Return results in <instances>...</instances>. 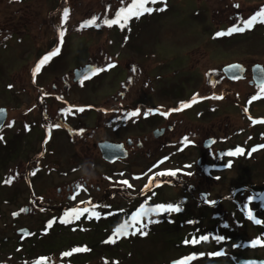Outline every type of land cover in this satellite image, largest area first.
Returning a JSON list of instances; mask_svg holds the SVG:
<instances>
[{"label":"rangeland","instance_id":"374dc122","mask_svg":"<svg viewBox=\"0 0 264 264\" xmlns=\"http://www.w3.org/2000/svg\"><path fill=\"white\" fill-rule=\"evenodd\" d=\"M131 3L132 0H0V108L19 106V94L27 98L36 96L30 83L33 67L56 49L59 42L64 45V52L43 65L45 79L40 81H48V86L52 87L59 68L61 73L69 71L71 75L72 70L91 62L94 69H104L89 76V91H83L94 109L106 105L104 103H108L107 106L114 104L121 90L120 81H126L127 85L132 81L129 67L140 63L149 65L151 58L169 62V70L181 68L184 60L186 69L190 68L195 63L190 55L196 53L215 66L232 60L264 65V24L257 23L242 33L216 36L234 25L242 26L245 20L264 8V0H166L165 11L145 13L139 19L133 17L123 29L119 24L109 26L104 22L115 19L116 13ZM148 6L164 7L161 3ZM65 9L69 12L67 21L63 17ZM58 16L64 25L62 43L58 41L59 28L53 23ZM93 17L98 18L95 24L82 27ZM201 67L196 69L199 74ZM112 70L115 73L104 75ZM20 79L27 81L22 87L18 84ZM193 91L188 90L187 96ZM246 97L247 93L243 94V99ZM233 108L229 101L219 112L232 113L235 112ZM193 110L187 115L195 116L199 112L196 108ZM249 111L258 118L256 121H264V101L250 106ZM19 113L12 116L21 118L22 109ZM92 117L96 132L93 151L89 155L94 181H99L101 173L98 169L103 166V161L96 142L104 137L103 128H98L104 119L99 110H94ZM216 121L203 124L212 126ZM17 132L19 130L14 131ZM246 132L259 138L257 144H264V123H253ZM246 135L236 138V147L242 148ZM0 136L3 137L0 140V264H241L243 260L264 261V246H251L258 238L264 240V223L256 224L248 218L251 209L257 219L264 221V148L252 156L255 161H238L234 168L221 172V183L218 174H214V180H208L209 183H206L207 179L203 180L196 194L201 208L190 205L192 197L175 185H159L160 190L152 192L147 175L155 165L150 157H145L146 153H142L140 161L136 162L139 167L133 172L141 177L143 185L147 183V187L143 186L136 193V200L125 197L130 190L135 191L133 188L114 189L111 192L116 199L110 205L106 203V207L95 206L92 210L61 218L51 215V209L39 208L29 202L37 199L40 205L58 206L56 188L45 170L40 173L45 181L36 180L32 187L24 180L13 184L5 182L9 178L27 176V164L36 154L37 135L25 136L23 140H16L9 133L7 136L6 132ZM134 139L144 144L151 138L137 134ZM33 141L35 145L32 146ZM58 149L61 156L52 155L54 162L63 163L71 172L84 166V157L75 145L64 139L60 140ZM97 199L101 202V198ZM156 200L158 205L179 204L183 210L149 214L142 217L145 223L148 219L159 223L148 224L143 229L146 236L130 234L116 243H105L125 221L132 223L131 218L142 207L154 208L152 204ZM217 200L220 201L218 209L215 203H209ZM26 206L29 208L27 214L22 211ZM12 208H18V211L12 212ZM93 212L99 213V218L92 215ZM50 221L53 223L48 227ZM132 231L134 229L129 228V232ZM201 236H208V240L185 243ZM216 236L226 239L217 241ZM83 248L89 250L73 251ZM68 252L72 254L65 256ZM217 252L223 255H213ZM188 257L193 258L186 260Z\"/></svg>","mask_w":264,"mask_h":264},{"label":"flooded vegetation","instance_id":"af4514ba","mask_svg":"<svg viewBox=\"0 0 264 264\" xmlns=\"http://www.w3.org/2000/svg\"><path fill=\"white\" fill-rule=\"evenodd\" d=\"M58 18L59 16L53 23L61 32L64 31L63 20ZM58 41H61L60 35ZM63 46L60 42L57 43L60 52L53 56V60L64 52ZM190 56L194 57L195 63L187 69L186 60L181 68L169 70L171 67L169 62L162 63L156 58H151L149 65L140 63L129 67V77L132 79L130 85H127L126 81H120L121 90L118 91V98L114 104L107 106L109 104L104 103L106 105L96 109L89 105V99L83 96V91H89V78L84 79V77L91 76L92 71L80 78L75 74L76 71L84 70L89 66L93 70L91 62L84 67L72 70L71 75L68 74L69 71L61 73L62 69L59 68V71H56L59 74L54 75L56 84H52V87L48 86V81H40L45 79L42 76L45 69L41 66L40 71L33 75L30 81L36 96L27 98L19 94L18 97L21 99H19V106L2 107L7 109L8 115L0 134L3 132H6L7 136L8 133L12 134L16 140L37 135V145L34 149L36 154L31 156L27 164V176L11 178L10 184L24 180L29 187H32L36 180L45 181L44 176L40 174L42 170H45L56 188L55 200L58 206L40 205L37 199H30L29 202L37 204L39 208L51 209L49 213L55 217L69 218L70 215L86 212L84 209L89 211L95 206L106 207V203L110 205L116 199V196H112L114 192H111L114 189L133 188L135 191L130 190L125 197L128 200H136L138 198L136 193L140 192L147 183L143 185L141 177L133 171L139 167V165L136 166V162L140 161L142 153H146L145 157H150L152 164L155 165V168L151 169L147 175V178L151 180L152 192L160 190L159 185H175L179 189H184L187 196L192 197L193 202L189 203L190 205L194 204L201 208L196 194L203 180L207 179L206 183H209L214 180L212 177L214 174H218L220 180L223 176L221 172L234 168L238 161L239 163L255 161L252 156L260 149L257 144L260 142L259 138L244 132L253 124V121L258 119L250 113L249 108L264 101V90H262L264 86H259L254 81L252 69L256 65H262L259 62L232 60L215 66L202 55L196 53ZM139 59L142 62V58ZM232 65H240L245 70L244 74L236 80L230 79L224 73V68ZM200 66L202 71L199 74L196 69ZM111 72L115 73V70L106 71L104 75ZM26 83V80L18 81L20 87ZM200 89H206V91ZM188 90H194L189 97ZM245 93L247 97L243 99ZM253 96L259 98L249 103ZM194 97L196 102L192 103ZM150 101L152 103L148 105ZM229 101L235 112H219ZM182 104L191 106L181 109ZM21 106L22 117L12 116L15 113L20 114ZM69 108L72 109L71 112H68ZM79 108H84V111H76ZM195 108L199 110L195 116L187 115L189 112H194ZM137 109L139 115L126 118L128 113ZM174 109L181 110L173 111ZM94 110H99L104 119L103 124L98 126L99 130L103 128L104 137L96 142L99 156L103 161V166L98 169L101 173L99 181H94L93 162L89 155L90 151H93L95 141L96 129L93 128L92 117ZM35 111L37 113L34 117ZM215 119L217 121L212 126L203 124ZM55 125L60 127H54ZM15 130L19 132L14 133ZM106 133L109 135L107 136ZM137 134L138 137L151 139H146L144 144L137 142V139H134ZM242 134H247L245 136L247 139L242 145L245 152H251L254 147L257 151L251 152V155L248 153L241 155V157L226 155L228 152L235 151L236 138ZM185 137H188L189 143L184 141ZM64 139L67 143L75 145L78 153L84 157L82 161L84 166L76 167L77 171L71 172L63 163L52 160L53 156H61L58 148L60 140ZM103 142H110L118 147L113 151H106L107 159H104L99 148V144ZM33 145H35L34 141ZM116 156H122V158L116 159ZM229 162L231 167H227ZM189 165L191 167H188ZM33 168L35 175L31 176L30 172ZM173 171L176 173L174 176L159 175L161 172ZM125 180L131 184V187L123 183ZM97 198H101V202ZM219 204L220 201L217 200L214 206L218 209ZM156 205H158L157 200L152 206ZM28 209L26 206V214ZM11 211L17 212L18 208H12ZM171 225L174 226L173 221Z\"/></svg>","mask_w":264,"mask_h":264},{"label":"snow or ice","instance_id":"6c2138e0","mask_svg":"<svg viewBox=\"0 0 264 264\" xmlns=\"http://www.w3.org/2000/svg\"><path fill=\"white\" fill-rule=\"evenodd\" d=\"M157 3H161L164 5V7H160V8H153V7H149V4H157ZM166 0H132V3L130 5H128L127 7H122L117 13H116V18L112 19V20H105L104 22L106 24H108L109 26H112L114 24H119L120 27L123 29L127 24L128 21L130 19H132L133 17H135L136 19H139L142 15H144L145 13L147 14H151L154 11H159V12H163L166 9ZM238 7V6H237ZM69 16V12L67 9L64 10L63 12V17L64 20L67 21ZM98 18L97 17H93L91 20L86 21L84 25H82V27H86V26H90L92 24H95L96 20ZM121 21H123V23H121ZM260 23V24H264V8H261L259 11H257L255 14H253L250 18H248L247 20H245L243 22V25H234L233 27H231L230 29L227 30V32H218L216 33L217 37H221V36H225V35H232L233 33H237V32H244L246 30H250L254 27L255 24ZM60 38H61V43L63 42V37H64V31H61L59 33ZM60 52V48L57 47L56 49H54L50 54H48L47 56L43 57L41 59V61L39 62V64L37 65V67L34 69L33 75L35 76L36 73H38L41 69V66H43L44 64H46L53 56L58 55ZM114 65H109V67H112ZM236 67V66H233ZM104 69H93L92 73H98L100 71H103ZM89 76H85L84 79H88ZM83 82V81H81ZM11 87V86H9ZM264 90V89H262ZM216 99H221L222 97H215ZM258 96H253L251 98V100L249 101V103L252 102V100H256L258 99ZM196 102V98L194 97L192 100V103ZM190 104H182L181 105V109L182 108H186V107H190ZM181 109H174L173 111H179ZM72 109L69 108L68 112H71ZM76 111L78 112H83L84 108H79L76 109ZM151 111V110H149ZM247 111V109L245 110ZM163 115H167L166 113H162ZM139 115V110L137 109L136 111L130 112L128 113V116L126 118H130V117H134ZM147 115V113L145 114ZM253 123H264V121H253ZM10 126V125H9ZM54 127H60V125H55ZM82 131V130H81ZM3 137L0 136V140H2ZM184 141L186 143H189L190 141H188V137L184 138ZM259 148H264V144L259 145ZM257 151V148H252L251 152H255ZM251 152L248 153V155H251ZM245 154V150L241 147H237L235 149V151H231L226 153V155L228 156H237V155H244ZM231 162H229L227 164V167H231ZM188 167H191L190 165ZM33 175H35V173H32ZM166 173L161 172L159 173V175H165ZM168 175H175L176 173L173 172H169L167 173ZM191 174V173H189ZM218 179V177H217ZM6 183H11V178H9L7 181H5ZM124 184L128 185L129 187H131V184H129V182L127 180L123 181ZM151 183V182H150ZM147 187V186H146ZM209 203H215V201H210ZM183 209L179 204H167V205H156L154 208H141V210H139L136 214H134V216L131 218L132 219V223H129L128 221H125L120 227L116 228L112 237L109 238V240L105 241V243H116V241L121 238V237H127L128 235H136L137 233H140L141 235L146 236L147 232L144 231L143 229L147 228V225L150 223H159L158 220H154V219H148L147 223H145L142 219V217H146L149 216V214H159L160 212H167V213H172V212H181ZM22 211H26L24 209H22ZM84 211H88L87 209H84ZM15 215V213H14ZM92 215H95L97 218H99V213H95L93 212ZM76 219H79V215H76L75 217ZM248 218L250 220H253L256 224H262L264 223V221L257 219L253 213L252 210L249 209L248 210ZM62 223H66L68 221L66 220H61ZM53 221H50L48 224V227H51ZM137 224H139L140 226L137 227ZM226 226V225H225ZM129 228L134 229V231H132L131 233L129 232ZM215 239L217 241H223L226 238L224 236H216ZM201 240H208V236H201L199 237V239L194 238L191 241H185V243H199ZM257 245H261L264 246V240L261 239H257L252 241L251 246L255 247ZM89 249L87 248H83V249H74L73 251H88ZM71 252L68 253H64L65 256H69L71 255ZM213 255H223L222 252H217V253H213ZM193 257H188L185 258L186 260H190ZM178 264H183V262H178Z\"/></svg>","mask_w":264,"mask_h":264},{"label":"water","instance_id":"95a60500","mask_svg":"<svg viewBox=\"0 0 264 264\" xmlns=\"http://www.w3.org/2000/svg\"><path fill=\"white\" fill-rule=\"evenodd\" d=\"M236 66V67H233ZM253 74H254V81L256 82L257 85L259 86H264V67L262 65H256L253 67ZM92 67L89 66L88 68H85L84 70L81 71H76V76L78 78L84 76L86 73H91ZM245 70L243 69L242 66L240 65H232L224 68V73L227 77L230 79L236 80L240 76L244 74ZM7 109L6 108H0V131L2 130L6 120H7ZM99 148L103 154L104 159H107L106 157V151L110 150L113 151L114 148H118L117 145L112 144L110 142H103L99 144ZM122 158V156H116V159ZM241 264H264V261L256 260V259H251V260H243Z\"/></svg>","mask_w":264,"mask_h":264}]
</instances>
